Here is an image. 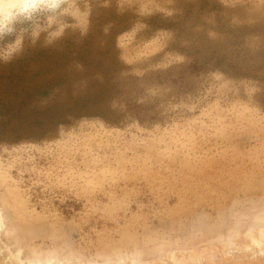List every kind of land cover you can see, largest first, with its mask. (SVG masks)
<instances>
[{
	"label": "rangeland",
	"instance_id": "obj_1",
	"mask_svg": "<svg viewBox=\"0 0 264 264\" xmlns=\"http://www.w3.org/2000/svg\"><path fill=\"white\" fill-rule=\"evenodd\" d=\"M207 9L205 0H131L117 16L111 0L79 43L0 66V196L22 189L37 216L54 206L73 238L88 244L120 230L166 233L187 189L228 176L260 194L264 171L245 160L264 145V67L245 66L254 79L185 68L209 52L237 66L233 42L210 31ZM152 17L172 27L148 26ZM112 20L143 27L130 38L111 34ZM145 63L169 66L153 74L155 95L140 103L130 72ZM65 90L66 103L38 106ZM93 162L119 174L91 195L57 178Z\"/></svg>",
	"mask_w": 264,
	"mask_h": 264
},
{
	"label": "clouds",
	"instance_id": "obj_2",
	"mask_svg": "<svg viewBox=\"0 0 264 264\" xmlns=\"http://www.w3.org/2000/svg\"><path fill=\"white\" fill-rule=\"evenodd\" d=\"M130 2L116 0L117 16ZM205 3L210 31L235 46L237 69L264 67V0ZM110 6L111 0H0V66L40 49H60L69 40L79 43L93 13ZM142 27L134 23L121 35L130 38ZM168 66L145 63L130 72V88L143 93L140 103L155 95L153 74ZM70 94H79L75 84ZM68 96L65 90L38 106L66 103ZM245 164L248 170L264 171V145L254 147ZM118 174L93 162L86 172L65 170L57 178L91 195ZM15 191V196H0V264H264V190L252 194L230 176L187 189L182 207L169 213L176 219L166 233L120 230L88 244L73 238L54 206L37 216L23 190Z\"/></svg>",
	"mask_w": 264,
	"mask_h": 264
},
{
	"label": "trees",
	"instance_id": "obj_3",
	"mask_svg": "<svg viewBox=\"0 0 264 264\" xmlns=\"http://www.w3.org/2000/svg\"><path fill=\"white\" fill-rule=\"evenodd\" d=\"M158 17H152L150 18L146 23L148 26H152L155 29H163V30H167L170 29L172 27L171 23L169 24H153V21L157 20ZM112 20L110 23L113 24ZM117 27L113 28L111 30V34H120L122 32H124L126 29H128V25L126 24H122L120 22H116ZM183 51V50H181ZM196 50H193L192 48L189 49L187 51V55L195 57L194 55L199 52H195ZM186 69L190 70L191 73H199V72H209V71H218V69H226V71L223 72V74L226 75H231V76H235V77H242V78H256L255 74L252 75L250 74V72L248 70L245 71H240L237 69V66L231 64V63H227L225 62V60H223V58H218L216 57L213 53L209 52V54H206L205 57L203 58H199V59H194L193 63L190 64L188 67H185ZM163 74H170V72H165ZM163 80H158L157 83L159 84H163L164 82H171V83H175L178 79H182V78H177V79H172V78H161ZM183 87V86H182ZM181 87V88H182ZM264 95H262L263 97ZM260 103L262 106H264V100H260ZM88 111V110H87Z\"/></svg>",
	"mask_w": 264,
	"mask_h": 264
}]
</instances>
